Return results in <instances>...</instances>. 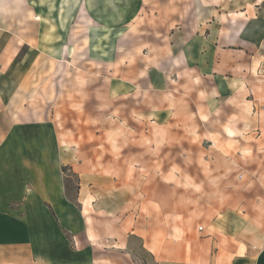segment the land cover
Wrapping results in <instances>:
<instances>
[{"label":"rangeland","instance_id":"rangeland-1","mask_svg":"<svg viewBox=\"0 0 264 264\" xmlns=\"http://www.w3.org/2000/svg\"><path fill=\"white\" fill-rule=\"evenodd\" d=\"M183 1L184 16L239 11L250 3ZM179 2L22 0L2 9L0 129L15 125L18 141L44 142L51 140L50 127H26L45 123L57 129L62 121L67 142H96L92 153L99 160L113 157L112 167L123 178L161 177L167 205L174 170L182 178L175 182L178 189H206V195L177 198L193 205L194 217L209 218L221 200L254 199L264 184V149L258 147L264 143V117H230L224 109H211L200 92V73L183 61L178 68L168 65L182 51L180 41L142 31L157 26V13L174 12ZM65 43L70 48L61 54ZM253 119L260 128L252 127ZM63 171L74 189L75 173L68 166ZM224 188L238 195L223 198Z\"/></svg>","mask_w":264,"mask_h":264},{"label":"crops","instance_id":"crops-1","mask_svg":"<svg viewBox=\"0 0 264 264\" xmlns=\"http://www.w3.org/2000/svg\"><path fill=\"white\" fill-rule=\"evenodd\" d=\"M21 1L0 0V15ZM183 4L157 13L159 24L142 31L180 41L182 51L168 65L178 68L183 61L200 73V92L211 109L264 117V0L204 16H184ZM69 48L65 43L59 51ZM61 126L26 127H50L51 140L44 142L18 141L15 125L0 129V264H264V184L244 204L221 200L209 218L194 217L193 205L177 198L206 195V189H178L175 182L182 178L173 170L167 205L161 177L123 178L112 167L113 157L99 160L92 153L96 142H67ZM64 166L75 173L74 189ZM221 191L223 198L238 195L235 188Z\"/></svg>","mask_w":264,"mask_h":264}]
</instances>
